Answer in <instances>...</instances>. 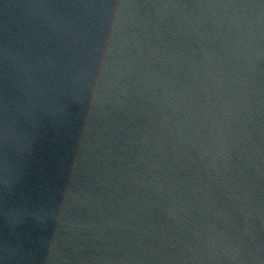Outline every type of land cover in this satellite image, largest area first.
I'll return each mask as SVG.
<instances>
[{"label": "clouds", "instance_id": "obj_1", "mask_svg": "<svg viewBox=\"0 0 264 264\" xmlns=\"http://www.w3.org/2000/svg\"><path fill=\"white\" fill-rule=\"evenodd\" d=\"M0 264H264V0H0Z\"/></svg>", "mask_w": 264, "mask_h": 264}, {"label": "water", "instance_id": "obj_2", "mask_svg": "<svg viewBox=\"0 0 264 264\" xmlns=\"http://www.w3.org/2000/svg\"><path fill=\"white\" fill-rule=\"evenodd\" d=\"M44 165L51 166V148L41 141L36 146L32 167L38 168Z\"/></svg>", "mask_w": 264, "mask_h": 264}]
</instances>
